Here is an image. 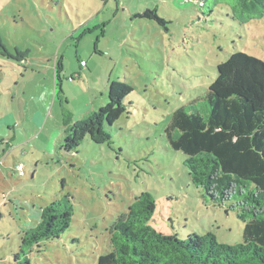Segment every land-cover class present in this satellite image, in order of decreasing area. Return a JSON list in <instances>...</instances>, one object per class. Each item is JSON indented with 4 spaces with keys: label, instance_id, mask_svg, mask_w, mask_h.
Returning a JSON list of instances; mask_svg holds the SVG:
<instances>
[{
    "label": "rangeland",
    "instance_id": "1",
    "mask_svg": "<svg viewBox=\"0 0 264 264\" xmlns=\"http://www.w3.org/2000/svg\"><path fill=\"white\" fill-rule=\"evenodd\" d=\"M199 3L0 0V41L26 61L0 54V264H24L14 260L20 238L63 195L74 207L70 228L33 248L29 264H102L111 226L143 192L155 200L158 232L242 243L234 202L215 203L191 184L166 128L179 107L206 110L216 66L230 54L264 62V17L242 24L222 5L206 14ZM146 9L157 10L165 29L136 17ZM115 80L133 91L126 112L104 126L110 140L86 137L65 152L67 127L105 106Z\"/></svg>",
    "mask_w": 264,
    "mask_h": 264
},
{
    "label": "trees",
    "instance_id": "2",
    "mask_svg": "<svg viewBox=\"0 0 264 264\" xmlns=\"http://www.w3.org/2000/svg\"><path fill=\"white\" fill-rule=\"evenodd\" d=\"M199 5L207 9L206 14L222 5L232 20L242 24L264 17V0H200ZM136 17L154 20L164 29L167 24L156 9H146ZM0 51L17 62L24 58L16 50L15 55L8 54L1 41ZM60 72L57 65L58 84ZM132 91L123 82L111 81L108 103L67 127L64 151L75 152L86 137L96 145L108 142L104 126H111L126 112L123 101ZM166 137L171 149L185 156L183 165L195 188L215 203L234 202L243 224L242 243L219 244L212 233L183 240L158 232L152 225L155 200L143 192L111 226V252L102 264H264V62L241 52L230 54L216 66L206 110L192 104L176 109ZM73 216L70 195L38 210L36 225L20 238L15 262L22 256L24 264H29L32 249L59 239L70 228Z\"/></svg>",
    "mask_w": 264,
    "mask_h": 264
},
{
    "label": "built area",
    "instance_id": "3",
    "mask_svg": "<svg viewBox=\"0 0 264 264\" xmlns=\"http://www.w3.org/2000/svg\"><path fill=\"white\" fill-rule=\"evenodd\" d=\"M81 65H83V62L81 63Z\"/></svg>",
    "mask_w": 264,
    "mask_h": 264
},
{
    "label": "crops",
    "instance_id": "4",
    "mask_svg": "<svg viewBox=\"0 0 264 264\" xmlns=\"http://www.w3.org/2000/svg\"><path fill=\"white\" fill-rule=\"evenodd\" d=\"M26 62V61H25ZM26 64V63H25Z\"/></svg>",
    "mask_w": 264,
    "mask_h": 264
}]
</instances>
